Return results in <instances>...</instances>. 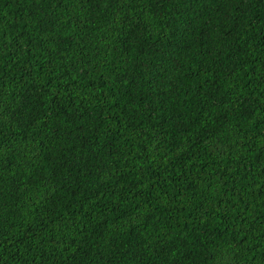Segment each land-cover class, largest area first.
<instances>
[{"label": "trees", "instance_id": "obj_1", "mask_svg": "<svg viewBox=\"0 0 264 264\" xmlns=\"http://www.w3.org/2000/svg\"><path fill=\"white\" fill-rule=\"evenodd\" d=\"M0 264H264V0H0Z\"/></svg>", "mask_w": 264, "mask_h": 264}]
</instances>
